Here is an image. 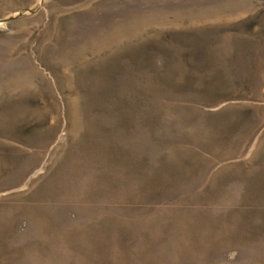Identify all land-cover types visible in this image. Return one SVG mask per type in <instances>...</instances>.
Segmentation results:
<instances>
[{"label": "rangeland", "instance_id": "1", "mask_svg": "<svg viewBox=\"0 0 264 264\" xmlns=\"http://www.w3.org/2000/svg\"><path fill=\"white\" fill-rule=\"evenodd\" d=\"M0 264H264V0H0Z\"/></svg>", "mask_w": 264, "mask_h": 264}]
</instances>
